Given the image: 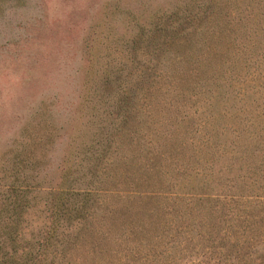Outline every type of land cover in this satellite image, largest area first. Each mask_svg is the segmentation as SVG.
Listing matches in <instances>:
<instances>
[{
	"label": "rangeland",
	"instance_id": "1",
	"mask_svg": "<svg viewBox=\"0 0 264 264\" xmlns=\"http://www.w3.org/2000/svg\"><path fill=\"white\" fill-rule=\"evenodd\" d=\"M105 163L108 183L130 173L166 198L239 179L264 253V0H0V229L11 185ZM44 188L20 211L23 240L48 222ZM120 195L100 197L117 227L161 213L154 193Z\"/></svg>",
	"mask_w": 264,
	"mask_h": 264
},
{
	"label": "trees",
	"instance_id": "2",
	"mask_svg": "<svg viewBox=\"0 0 264 264\" xmlns=\"http://www.w3.org/2000/svg\"><path fill=\"white\" fill-rule=\"evenodd\" d=\"M230 12L226 10L224 17H230ZM226 33L221 30L218 39ZM108 164L103 168L94 165L89 179L84 177L89 172L80 175L76 168L66 170L56 186L11 185L14 199L8 198L5 204L12 219L0 229V264H158L156 260L163 254H167L166 264H186L190 259L195 264H252L254 260L264 264V253L257 255L259 251L251 242L255 238L249 232V214L237 206L246 205L251 196L239 186V179L221 175L213 187H190L166 198L161 188L135 189L130 173L108 183L110 177L117 176L108 170ZM43 188L54 195L47 205L48 222L33 237L34 242L23 240L18 230L20 211L32 206L28 195ZM132 192L154 193L150 200L161 203V213L157 208L145 214L132 213L127 226L117 227L121 219L113 214L118 207L103 203L100 197L113 193L119 202L120 194ZM20 195L24 198L19 199ZM125 208L127 211H120H132L129 205Z\"/></svg>",
	"mask_w": 264,
	"mask_h": 264
}]
</instances>
